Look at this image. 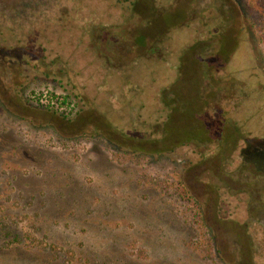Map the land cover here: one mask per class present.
<instances>
[{
    "label": "rangeland",
    "instance_id": "rangeland-1",
    "mask_svg": "<svg viewBox=\"0 0 264 264\" xmlns=\"http://www.w3.org/2000/svg\"><path fill=\"white\" fill-rule=\"evenodd\" d=\"M135 1L0 0V264H264V42Z\"/></svg>",
    "mask_w": 264,
    "mask_h": 264
},
{
    "label": "trees",
    "instance_id": "trees-1",
    "mask_svg": "<svg viewBox=\"0 0 264 264\" xmlns=\"http://www.w3.org/2000/svg\"><path fill=\"white\" fill-rule=\"evenodd\" d=\"M142 1V0H140ZM139 0L135 2H140ZM224 2L227 3V0H223ZM242 3L240 5L243 7V9L246 11L247 14L250 16V21H251V27L254 29L256 33H259L260 35V40L264 42V0H241ZM241 9V8H240ZM236 13L235 10H228V12H224L225 14L231 13ZM222 13V14H224ZM224 14V15H225ZM236 16V15H235ZM237 18V16H236ZM238 19V18H237ZM226 21H222V25H225ZM239 24V21H238ZM53 96H55L52 93ZM44 107V106H42ZM50 112H55L51 107L45 106ZM141 150V147L138 148H133ZM153 153V152H151Z\"/></svg>",
    "mask_w": 264,
    "mask_h": 264
}]
</instances>
